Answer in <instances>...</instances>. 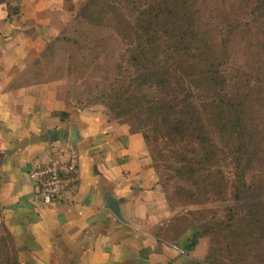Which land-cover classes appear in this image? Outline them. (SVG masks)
<instances>
[{
	"label": "crops",
	"instance_id": "obj_1",
	"mask_svg": "<svg viewBox=\"0 0 264 264\" xmlns=\"http://www.w3.org/2000/svg\"><path fill=\"white\" fill-rule=\"evenodd\" d=\"M82 2L0 0V240L18 264H186L193 251L154 235L170 212L142 136L104 108L68 104L56 82L28 81ZM63 144L78 153L77 182L45 206L32 174Z\"/></svg>",
	"mask_w": 264,
	"mask_h": 264
},
{
	"label": "trees",
	"instance_id": "obj_2",
	"mask_svg": "<svg viewBox=\"0 0 264 264\" xmlns=\"http://www.w3.org/2000/svg\"><path fill=\"white\" fill-rule=\"evenodd\" d=\"M106 1L87 0L77 17L83 14L95 24L108 15L124 44L102 94L110 118L142 136L166 200L170 191L169 198L181 206L239 203L247 174L242 160L251 157L246 167L259 160L264 164V134L253 126L257 110L248 112L253 96L263 106L262 87L251 88L247 75H231L224 52L215 53L200 33L190 0H148L145 5ZM257 7V12L264 11V0ZM59 39L32 65L50 56ZM28 72L30 83L55 81ZM224 167L230 170L225 173ZM223 211V216L205 209L189 212L170 220L178 228L170 225L162 232L159 226L154 235L185 254L193 251L201 234L208 236L205 259L187 264H246L254 234L264 230V198L254 197L242 212L228 206ZM192 227L193 234L180 247L179 240ZM9 242L8 236L0 240V264H18L7 249Z\"/></svg>",
	"mask_w": 264,
	"mask_h": 264
},
{
	"label": "rangeland",
	"instance_id": "obj_3",
	"mask_svg": "<svg viewBox=\"0 0 264 264\" xmlns=\"http://www.w3.org/2000/svg\"><path fill=\"white\" fill-rule=\"evenodd\" d=\"M86 1L83 0L74 17L58 34L61 42L52 46L50 56L46 55L39 64L32 65L30 70L31 73H38L40 79H55L51 82L59 84L61 96L68 104L79 109L101 107L106 110L102 94L113 79L114 69L124 44L116 37L114 23L109 20L108 15L98 19L95 24L84 19L83 14L77 17ZM134 1L145 5L148 0ZM190 1L200 33L207 38L215 53L224 52L225 66L230 69L231 75L237 76V73L247 75L251 88L261 86L263 91L261 100L264 101V11L257 12L259 11L257 3L260 0ZM127 14L128 12L124 13ZM249 100H251L249 114L257 110L253 126L258 133L264 134V103L261 106L254 96ZM250 158L249 156L242 160V169L247 174L239 203L230 200L226 204L181 206L169 198L171 192L168 191L166 204L170 216L160 227L162 232L168 230L170 225L178 228L177 223H170V220L189 212L205 209L223 216L226 206L230 207L232 212L234 209L242 212L247 204L254 201V197L264 198V164L259 160L251 167H246V162L251 161ZM224 168V172L227 173L229 168ZM161 189L166 192L163 187ZM164 195L166 196V193ZM195 228L188 230L181 240L188 239ZM254 236L253 252L246 264H264V230L258 231ZM209 246L210 238L201 234L193 249L192 259H205ZM192 259H188L187 262ZM223 264L230 263L224 261Z\"/></svg>",
	"mask_w": 264,
	"mask_h": 264
},
{
	"label": "built area",
	"instance_id": "obj_4",
	"mask_svg": "<svg viewBox=\"0 0 264 264\" xmlns=\"http://www.w3.org/2000/svg\"><path fill=\"white\" fill-rule=\"evenodd\" d=\"M77 176L78 153L72 146L63 144L47 163L32 174L38 182L34 199L45 206L59 203L63 194L74 187Z\"/></svg>",
	"mask_w": 264,
	"mask_h": 264
},
{
	"label": "water",
	"instance_id": "obj_5",
	"mask_svg": "<svg viewBox=\"0 0 264 264\" xmlns=\"http://www.w3.org/2000/svg\"><path fill=\"white\" fill-rule=\"evenodd\" d=\"M52 141H53V138H52ZM74 142L75 141L73 139V135H71V142H70V144H73ZM106 202H107V205H108V209L114 214V216L116 218H120L117 203L113 199H111V198H107L106 199Z\"/></svg>",
	"mask_w": 264,
	"mask_h": 264
}]
</instances>
